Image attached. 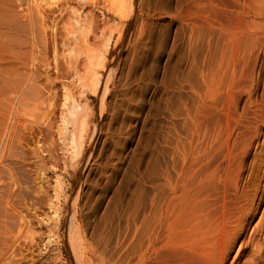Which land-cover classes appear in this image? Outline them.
<instances>
[{"label":"rangeland","instance_id":"obj_1","mask_svg":"<svg viewBox=\"0 0 264 264\" xmlns=\"http://www.w3.org/2000/svg\"><path fill=\"white\" fill-rule=\"evenodd\" d=\"M9 1L22 7L44 4L54 12L48 26L63 15L67 31L57 59L50 38V66L38 64L31 90L24 92L30 91L36 103L45 100L25 116L31 144L14 143L10 152L2 148L0 264H129L134 229L142 226L149 199L160 192L165 168L173 173L171 166L187 145L186 113L197 103L196 86L209 63L212 40L192 30L197 11L191 0H0L1 16ZM55 30L48 31L51 37ZM74 59L87 72L75 70ZM8 62L0 66L8 70ZM55 65L69 74L62 68L57 77ZM27 68H19V75ZM258 75L255 71L253 93L240 97L238 114L260 98L264 76ZM5 95L1 90V109ZM21 130L19 136L27 138ZM262 132L264 127L259 143ZM245 167L241 180L256 210L244 240L264 210V142L252 147ZM263 236L258 231L253 243H262ZM253 248L248 245L241 260L251 258Z\"/></svg>","mask_w":264,"mask_h":264},{"label":"bare ground","instance_id":"obj_2","mask_svg":"<svg viewBox=\"0 0 264 264\" xmlns=\"http://www.w3.org/2000/svg\"><path fill=\"white\" fill-rule=\"evenodd\" d=\"M191 3L197 11L192 30L198 38L205 34L212 40L213 50L205 73L197 82L195 108L186 113L189 120L187 145L180 150L182 153L178 152L181 157L171 166L173 173L164 167L158 186L160 192L147 202L144 222L134 229L129 242L133 256L129 264H227L238 242L229 264H264V239L257 244L252 238L258 231L264 233V210L250 235L246 240L242 238L256 206L249 203L253 200L249 198L246 181L241 180L252 147L264 142L262 132L263 140L259 143L261 127H264V87L260 98L251 100L241 113L236 110L240 97L245 92L253 93L250 87L255 71L258 76H264V0H191ZM14 4L12 1L4 3L1 14L5 13L0 15V62L7 58L9 62L5 67L10 66L8 70L5 68L7 71L0 66L4 75V71L9 73V77L5 75L2 79L7 82L0 85V91L6 92L5 97L1 96L4 102L0 108V162L6 159L3 147L10 152L9 147L14 143L31 144L33 132L26 125L30 121L27 117L33 112L32 108H40L45 100L38 99L36 103L30 91L28 95L24 92L31 87L29 81L37 76L38 64L46 69L50 66V38L53 58L57 59L56 54L62 51L57 53V47L63 46L67 29L63 15L48 26L50 14L54 12L44 4L29 2L25 7ZM49 30H55L53 37ZM38 47L42 52L40 59L35 54ZM72 62L75 70L87 72L83 62L77 59ZM25 66L28 72L19 75V68ZM55 68L59 77L58 70L63 67L55 65ZM65 70L68 72V68ZM2 71L0 69V73ZM44 75L45 80H49V74ZM231 91L235 92L233 98ZM19 129L28 132L27 138L19 136ZM257 200L262 201V195ZM248 245L254 247L252 256L241 260Z\"/></svg>","mask_w":264,"mask_h":264}]
</instances>
